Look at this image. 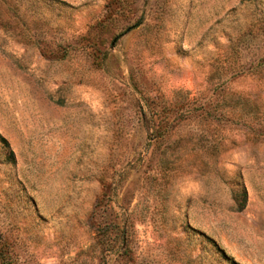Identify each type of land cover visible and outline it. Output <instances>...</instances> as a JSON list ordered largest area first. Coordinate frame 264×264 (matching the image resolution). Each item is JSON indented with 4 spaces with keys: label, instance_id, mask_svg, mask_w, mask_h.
<instances>
[{
    "label": "rangeland",
    "instance_id": "1",
    "mask_svg": "<svg viewBox=\"0 0 264 264\" xmlns=\"http://www.w3.org/2000/svg\"><path fill=\"white\" fill-rule=\"evenodd\" d=\"M0 135L12 264H264V0H0Z\"/></svg>",
    "mask_w": 264,
    "mask_h": 264
},
{
    "label": "trees",
    "instance_id": "2",
    "mask_svg": "<svg viewBox=\"0 0 264 264\" xmlns=\"http://www.w3.org/2000/svg\"><path fill=\"white\" fill-rule=\"evenodd\" d=\"M0 141L5 146L9 147L8 141L4 137H2L1 135H0ZM10 156L12 158V161H15V155L13 152H11ZM246 202H247V192L244 189L242 191V193L235 195V204H236L237 211H242L246 206ZM2 253L3 252H0V264H12L11 260H9L7 258V256L5 254H2Z\"/></svg>",
    "mask_w": 264,
    "mask_h": 264
}]
</instances>
